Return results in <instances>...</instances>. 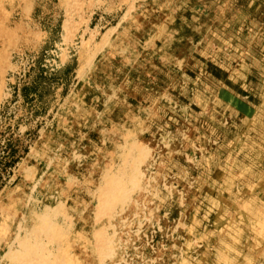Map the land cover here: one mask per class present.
Here are the masks:
<instances>
[{"label":"rangeland","instance_id":"1","mask_svg":"<svg viewBox=\"0 0 264 264\" xmlns=\"http://www.w3.org/2000/svg\"><path fill=\"white\" fill-rule=\"evenodd\" d=\"M263 206L264 0H0V264H200L195 212L204 264H264Z\"/></svg>","mask_w":264,"mask_h":264},{"label":"bare ground","instance_id":"2","mask_svg":"<svg viewBox=\"0 0 264 264\" xmlns=\"http://www.w3.org/2000/svg\"><path fill=\"white\" fill-rule=\"evenodd\" d=\"M242 5H244L243 4V2L241 3V5H240V10H242V9H244L243 7H242ZM245 5H246V3H245ZM243 12V11H242ZM247 13H249V11L247 12ZM223 14V12H221V15ZM241 15L239 14L238 16H237V20H236V22L237 21H240L239 19L241 18L240 17ZM236 26L238 27L239 25L236 23ZM242 27H244V25H241ZM245 27L247 28V30L248 29H250V32L252 31L253 32V34H254V38L253 39H258V38H256V31H253L254 29H253V27L251 26V24L248 22L247 24H245ZM237 31L238 30H240V29H236ZM235 30V31H236ZM242 34V33H241ZM248 40V42H249V38L247 39ZM250 41H252V40H250ZM248 45V49L246 50V52H243V55H241V58H240V61H242L241 62V64H239V70L241 69L242 70V72H240V73H238L237 71H233L232 69H235L234 67L233 68H231V71H232V73H233V75H237V76H239V77H241L242 78V82H243V84H242V86H244V85H246V83L249 81V74H250V72H251V70H252V68L254 67V62L253 61H251V59L249 60V56H250V54H252L253 55V53H254V51H252V47L254 46L253 45V43H247L246 44V46ZM238 57H239V55H238ZM217 64V66L214 68V69H212V70H210V71H208V68L206 69V70H201L200 72H199V76H201V79H202V81L204 80L206 83H205V85L202 83V85L203 86H205V87H201L200 85H198L197 86V84H196V86L198 87V89H196V91H197V97L200 95H202V93L203 94H205V96L203 95V98H205L206 97V95L208 94V92H209V90H207V88H208V86L212 89V90H214V85L216 84V81H217V83L219 82V79L221 78V77H219L218 79L217 78H214V76L215 75H213V71L214 70H216V69H218V68H220L221 69V71L223 72V73H225L226 72V68H227V66H226V64L224 63V62H220V63H216ZM209 67H211V65H208ZM240 70V71H241ZM203 73V74H202ZM209 74L211 75V79L209 78ZM226 74V73H225ZM198 76V77H199ZM214 78V79H213ZM223 82H222V86H221V94H219L218 95V101L217 102H220V100H225V101H227V102H235V99L237 98V96L235 95V93L237 92V89L233 86V88L232 87H230L229 85L231 84V83H229V81H228V75H224L223 77ZM198 79V78H197ZM220 83V82H219ZM206 84H207V87H206ZM259 85V84H258ZM249 86V85H248ZM248 86H247V88L246 89H248ZM249 90V89H248ZM210 94V93H209ZM194 96V95H193ZM199 100V99H198ZM199 103V102H198ZM206 105V104H205ZM202 109H203V107H202ZM252 117V111H249V113L247 114V116H246V118H242V120H244V119H250ZM173 120V119H172ZM252 120V119H251ZM169 132V131H168ZM167 134V133H166ZM263 141V140H262ZM219 147V146H218ZM217 153V152H216ZM246 153V152H245ZM135 157V156H134ZM195 157V156H194ZM228 158V157H227ZM211 159H212V157H211ZM229 159V158H228ZM228 159H226V161H228ZM241 160V159H240ZM198 161V160H197ZM191 162V161H190ZM125 163V162H124ZM232 165V164H231ZM119 166V165H118ZM113 173V172H112ZM202 173V172H201ZM118 174V173H117ZM130 175V174H129ZM119 176V175H118ZM263 176V175H262ZM114 177V176H113ZM106 178V177H105ZM205 178V177H204ZM222 178V177H221ZM226 178V177H225ZM98 181V180H97ZM141 181V180H140ZM103 182V181H102ZM208 182H209V180H206V183L205 184H208ZM131 183H132V181H131ZM217 183V182H216ZM256 184V183H255ZM215 185V184H214ZM250 186H252V185H250ZM219 187V186H218ZM239 187V186H238ZM247 187V186H246ZM255 187V186H254ZM204 188H206V187H204ZM258 188V187H257ZM201 189V188H200ZM132 190V189H131ZM217 191H218V189H217ZM220 191V190H219ZM250 191V190H249ZM225 192V191H224ZM114 193V192H113ZM134 193V192H133ZM80 194V193H79ZM62 195V194H61ZM87 195V194H86ZM129 196V195H128ZM130 197V196H129ZM111 198V197H110ZM242 199H243V197H242ZM247 199H248V197H247ZM236 200V199H235ZM244 200V199H243ZM73 201V200H72ZM122 201V200H121ZM143 201V200H142ZM70 202V201H69ZM146 202V201H145ZM144 202V207H142L141 209H142V211L140 212V214L142 215L143 214V208H150V207H147V205H148V203L146 202L145 203ZM245 202V201H244ZM249 203V202H248ZM263 203V202H262ZM109 204V203H108ZM250 204V203H249ZM85 205V204H84ZM246 205V204H245ZM139 206V205H138ZM212 206V208H209L211 211H212V209H214L215 208V205L214 204H212L211 205ZM110 207V206H109ZM141 207V206H140ZM237 209H239V208H237ZM195 210V209H194ZM234 210H236V209H234ZM233 210V211H234ZM121 211H122V209H121ZM224 211H226L225 209H224ZM223 211V212H224ZM92 212V211H91ZM91 212H90V214H91ZM116 212V211H115ZM260 212L262 213V216H264V206H263V208H262V210H260ZM69 213H70V211H69ZM227 213V212H226ZM226 213H225V215H226ZM248 213V212H247ZM251 213V212H250ZM258 213V212H257ZM90 214H85L86 216H88V215H90ZM99 214L100 213H98V211H97V209H96V211H95V213H92V219L94 220V219H96V218H100V217H98L99 216ZM115 214V213H114ZM183 214V216H184V213H182ZM182 214H181V219H184L183 217H182ZM229 214V213H228ZM189 215V214H188ZM259 215V214H258ZM111 216V215H110ZM114 216V215H113ZM130 216V220L132 221L133 220V218H135V216L134 215H132V214H130L129 215ZM251 216V215H250ZM260 216V215H259ZM198 217H199V215L195 212V214H190L189 215V217H188V219H189V227L187 228L188 230H187V239L185 240V242H184V245H183V247H182V249H181V251H180V254H179V256H178V259H179V261H185L186 259L187 260H189L190 259V261H192V259L194 258V256H196L195 257V259L194 260H197V263L198 262H200V264H204V260H201V258H204V257H201V255H199V253L197 254V248H195L196 246H197V240H192V239H194V238H199L200 236H201V233H200V227L201 228H203V223H201L199 220H197L198 219ZM108 218H110V217H108ZM256 218H258V217H256ZM127 219V218H126ZM108 220V219H107ZM221 220V219H220ZM219 220V221H220ZM143 221V220H142ZM36 222H37V220H36ZM138 222V221H137ZM183 222V221H182ZM257 222V221H256ZM139 223V222H138ZM220 223V222H219ZM237 223H238V221H237ZM49 224V223H48ZM63 224H65V223H63ZM79 224V223H78ZM95 224H97V226L100 224V223H95ZM257 224V223H256ZM260 224V223H259ZM67 225H69V224H67ZM77 225V224H76ZM216 225V224H215ZM231 225H232V223H231ZM247 225V224H246ZM96 226V227H97ZM114 226V225H113ZM208 226V225H207ZM79 227V226H78ZM209 227V226H208ZM212 227V226H211ZM217 227V226H216ZM228 227V226H227ZM247 227V226H246ZM26 228V227H25ZM62 228V227H61ZM83 228V227H82ZM102 228V227H101ZM114 228V227H113ZM215 228V227H214ZM239 228V227H238ZM262 228V227H261ZM100 229V228H99ZM109 229V228H108ZM235 229H237L236 227H235ZM251 229V228H250ZM73 230V229H72ZM104 229L102 228V233H103V235H104V231H103ZM137 230V229H136ZM211 230V229H210ZM233 230V229H232ZM256 230V229H255ZM260 230V229H259ZM131 231V228H127V232H130ZM250 231V230H249ZM253 231V230H252ZM263 231V230H262ZM116 232V231H115ZM218 232V231H217ZM250 233V232H249ZM258 233V232H257ZM93 236H94V238H98V236H100V233H99V230L98 229H94V233L92 234ZM102 235V234H101ZM113 235V234H112ZM129 233L128 234H126L125 235V238H124V242L119 246V247H114L115 248V250H113V252L111 253V254H109V257L111 258L110 260H111V264H118L119 263V259H121L123 256H124V254L126 253L125 251H124V246L126 247V245H127V236L129 237ZM144 235V234H143ZM205 235V234H204ZM216 235V234H215ZM83 236V235H82ZM93 236L91 237V236H89L88 237V239H89V243H88V245H87V249H88V251H91L92 250V248H93V246H92V243H91V238H93ZM114 236V235H113ZM84 237V236H83ZM105 237V236H104ZM237 237V236H236ZM73 238V237H72ZM182 238V237H181ZM228 238V237H227ZM263 238V237H262ZM261 238V239H262ZM207 239V238H206ZM253 239V238H252ZM259 239L260 238H257V239H255V241L256 242H259ZM47 239H45V241H46ZM64 240H65V238H64ZM91 240V241H90ZM224 240V239H223ZM232 240V239H231ZM239 240V239H238ZM234 241V240H233ZM254 241V240H253ZM64 242V241H63ZM208 242V241H207ZM61 245V244H60ZM114 245V244H113ZM196 245V246H195ZM50 246V245H49ZM62 246V245H61ZM206 246V245H205ZM51 247V246H50ZM215 249V248H214ZM158 250V249H157ZM162 250H163V246L161 245V247L159 248V250L158 251H155V253L156 254H160V253H162ZM49 251V250H48ZM69 249H67V245H66V247L62 250V248H61V250H60V252H62L63 253V255L64 254H69ZM81 251V250H80ZM218 251V250H217ZM48 253V252H47ZM59 253V252H58ZM71 253V252H70ZM107 253H108V251H107ZM216 253V252H215ZM242 253V252H241ZM34 254V253H33ZM198 255V256H197ZM51 256V255H50ZM61 257V256H60ZM249 257V256H248ZM55 258V257H54ZM85 258V256L82 258V259H84ZM90 258H95V254L93 253V251L91 252V254L87 257V260H89ZM141 258V257H140ZM64 259L65 260H59L58 261V263L57 264H76L75 262H77V263H79V260L78 259H76L75 260V262L73 261V259H70L69 258V256L68 255H64ZM92 260V259H91ZM91 260H89V261H91ZM97 260H99V259H97ZM9 261V260H8ZM88 261V262H89ZM142 261V260H141ZM245 261V260H244ZM136 262H137V260H136ZM53 264V263H52ZM93 264V263H92ZM95 264H97V262L95 261ZM137 264H138V262H137Z\"/></svg>","mask_w":264,"mask_h":264},{"label":"crops","instance_id":"3","mask_svg":"<svg viewBox=\"0 0 264 264\" xmlns=\"http://www.w3.org/2000/svg\"><path fill=\"white\" fill-rule=\"evenodd\" d=\"M33 3V2H32ZM34 4H35V2H34ZM34 10H35V7H34Z\"/></svg>","mask_w":264,"mask_h":264},{"label":"trees","instance_id":"4","mask_svg":"<svg viewBox=\"0 0 264 264\" xmlns=\"http://www.w3.org/2000/svg\"><path fill=\"white\" fill-rule=\"evenodd\" d=\"M13 163H14V162H13ZM13 163H12V164H13Z\"/></svg>","mask_w":264,"mask_h":264}]
</instances>
